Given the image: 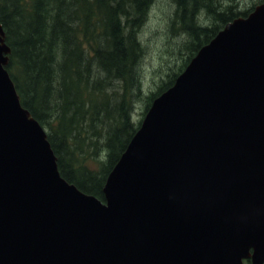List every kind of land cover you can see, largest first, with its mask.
<instances>
[{
  "label": "water",
  "instance_id": "95a60500",
  "mask_svg": "<svg viewBox=\"0 0 264 264\" xmlns=\"http://www.w3.org/2000/svg\"><path fill=\"white\" fill-rule=\"evenodd\" d=\"M9 54L0 24V264H264V3L152 102L104 201L60 175Z\"/></svg>",
  "mask_w": 264,
  "mask_h": 264
},
{
  "label": "trees",
  "instance_id": "16d2710c",
  "mask_svg": "<svg viewBox=\"0 0 264 264\" xmlns=\"http://www.w3.org/2000/svg\"><path fill=\"white\" fill-rule=\"evenodd\" d=\"M154 1L0 0V24L10 48L5 69L20 103L41 126L43 121L46 125L58 126L59 132L47 133V139L60 175L82 193L100 201H104L103 187L108 174L142 123L141 120L135 127L130 121L132 97L129 93L143 55L136 33L145 23ZM170 1L176 5L171 26L178 22V31L190 36L186 46L188 54L183 69L148 97L145 113L152 102L174 84L202 47L228 23L246 17L255 7L244 12H235L232 7L216 11L208 6L216 7V0ZM202 9H206L217 23L211 27L199 25L197 18ZM94 65L101 74H108L120 82L123 94L118 99L119 114L106 113L104 116L113 122L111 132L104 137L92 135L88 145L94 151L85 157L79 152L77 142L83 141L87 133L85 129L76 130V119L83 120L90 114L101 119L102 109L93 113L96 107L91 103L92 94L89 100L82 101L77 85L86 83L88 86ZM99 83L100 80L96 84ZM97 145L106 151L100 171L86 166L88 159L98 153Z\"/></svg>",
  "mask_w": 264,
  "mask_h": 264
},
{
  "label": "rangeland",
  "instance_id": "374dc122",
  "mask_svg": "<svg viewBox=\"0 0 264 264\" xmlns=\"http://www.w3.org/2000/svg\"><path fill=\"white\" fill-rule=\"evenodd\" d=\"M262 3H264L263 0H216L215 5L217 8L210 4L208 6L210 9L216 11L232 7V10H235V12H244ZM47 13L48 10L46 9L45 14ZM175 13L176 5L170 0H155L145 23L136 33L137 41L142 47L143 55L135 69V83L131 84L132 90L129 93L132 97V107L130 106L129 109L130 121L135 127L144 118L143 114L145 113V106L148 103V97L152 93L157 92L163 83L169 81L170 77L179 73L183 69L187 58L188 51L186 46L190 42V36L186 32L178 31L180 27L178 22L174 26H171L175 19ZM197 23L203 27H211L217 22L214 21L211 15H208L206 9H202L197 18ZM103 45H105V41ZM90 66H92V63ZM93 70V76H90L88 86L86 83L85 85H77V88L82 92L80 96L82 101L86 98L89 100L90 94H92L91 103L96 107L93 113L102 109L101 119H97L92 114L83 120L76 119L78 123L76 130L78 129L80 131L85 129L87 133L84 134L83 141L87 140L85 144L80 145L83 141L77 142L80 149L79 152L85 157H87L89 152L94 151L88 145V139H91L92 135L104 137L111 132V124L113 122L109 118H104V116L106 113H118V99L123 94V88L120 86V82L112 79L108 74H101L95 65L93 66ZM82 76H84L83 73ZM98 80L101 83L96 84ZM85 87L88 90H84ZM84 91H87L86 95ZM73 121L75 123V120ZM42 125L46 134L49 133L52 135V133L59 132L57 125H46L44 121ZM97 147L98 153L94 158L88 159L86 166L91 170L100 171L101 165L106 160V151L103 147L101 149H99L98 145ZM244 264L250 263L246 261Z\"/></svg>",
  "mask_w": 264,
  "mask_h": 264
}]
</instances>
